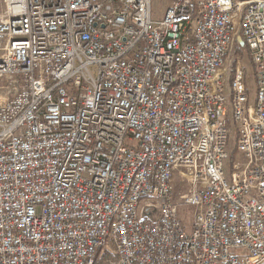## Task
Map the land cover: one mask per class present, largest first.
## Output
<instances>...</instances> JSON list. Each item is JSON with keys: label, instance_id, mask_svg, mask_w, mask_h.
Wrapping results in <instances>:
<instances>
[{"label": "built area", "instance_id": "obj_1", "mask_svg": "<svg viewBox=\"0 0 264 264\" xmlns=\"http://www.w3.org/2000/svg\"><path fill=\"white\" fill-rule=\"evenodd\" d=\"M102 254L264 257V0H0V264Z\"/></svg>", "mask_w": 264, "mask_h": 264}, {"label": "rangeland", "instance_id": "obj_2", "mask_svg": "<svg viewBox=\"0 0 264 264\" xmlns=\"http://www.w3.org/2000/svg\"><path fill=\"white\" fill-rule=\"evenodd\" d=\"M172 0H150V6H151V15L152 18L157 20L161 19L163 17L165 9L170 5ZM244 55H243V61L244 66L246 69V86L249 92L250 97H255L256 92V81H255V70L250 63V60L248 59V51L245 47H241ZM226 93H230V88L228 87L226 89ZM229 114L231 115V108L229 104ZM235 123L232 119H230L229 122V128L230 132L228 135V149L230 152V161L226 164V170L229 172L231 162L236 159V150L234 148L235 146V137H236V131H235ZM177 191L180 190V187H176ZM179 215L181 219L184 222V225L186 226V231L189 232L190 226L192 224V213H191V207L189 206H180L178 208ZM102 264V263H101Z\"/></svg>", "mask_w": 264, "mask_h": 264}, {"label": "bare ground", "instance_id": "obj_3", "mask_svg": "<svg viewBox=\"0 0 264 264\" xmlns=\"http://www.w3.org/2000/svg\"><path fill=\"white\" fill-rule=\"evenodd\" d=\"M192 18H200V8L192 7ZM161 125L160 123H153V134H160ZM255 264H264V257L259 258Z\"/></svg>", "mask_w": 264, "mask_h": 264}, {"label": "trees", "instance_id": "obj_4", "mask_svg": "<svg viewBox=\"0 0 264 264\" xmlns=\"http://www.w3.org/2000/svg\"><path fill=\"white\" fill-rule=\"evenodd\" d=\"M238 47H239V45H236V49H238ZM230 76H231V71H230ZM105 257H106V254H102V255L99 257L97 263H98V264H101V262L104 260ZM102 264H103V263H102Z\"/></svg>", "mask_w": 264, "mask_h": 264}, {"label": "water", "instance_id": "obj_5", "mask_svg": "<svg viewBox=\"0 0 264 264\" xmlns=\"http://www.w3.org/2000/svg\"><path fill=\"white\" fill-rule=\"evenodd\" d=\"M239 44L242 45V41H239Z\"/></svg>", "mask_w": 264, "mask_h": 264}, {"label": "crops", "instance_id": "obj_6", "mask_svg": "<svg viewBox=\"0 0 264 264\" xmlns=\"http://www.w3.org/2000/svg\"><path fill=\"white\" fill-rule=\"evenodd\" d=\"M172 1H173V0H172ZM172 1H171V2H172Z\"/></svg>", "mask_w": 264, "mask_h": 264}]
</instances>
